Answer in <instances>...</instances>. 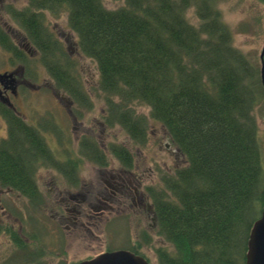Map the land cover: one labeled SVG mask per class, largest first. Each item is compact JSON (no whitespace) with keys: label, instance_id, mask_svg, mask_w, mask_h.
<instances>
[{"label":"trees","instance_id":"obj_1","mask_svg":"<svg viewBox=\"0 0 264 264\" xmlns=\"http://www.w3.org/2000/svg\"><path fill=\"white\" fill-rule=\"evenodd\" d=\"M30 2L36 10L67 12L78 51L96 64L107 124L144 145L150 122H159L184 159L148 187L157 234L168 244L156 247L157 264H245L264 204L254 116L264 95L260 73L232 47L215 0H124L116 9L101 0ZM191 7L197 24L187 18ZM47 42L55 77L67 81L69 94H86L61 43ZM136 105L148 107V115ZM98 148L88 146L83 158L96 153L107 164ZM108 151L131 166L126 147L110 144ZM138 248L132 251L144 256Z\"/></svg>","mask_w":264,"mask_h":264},{"label":"flooded vegetation","instance_id":"obj_2","mask_svg":"<svg viewBox=\"0 0 264 264\" xmlns=\"http://www.w3.org/2000/svg\"><path fill=\"white\" fill-rule=\"evenodd\" d=\"M30 5V0H0V237L8 235L16 250L7 261L44 264L39 259H53L57 250L66 256L69 245L64 227H70V237L81 240L88 230L98 229L107 214L110 221L118 218L128 227L134 217L146 220L147 228L138 234L145 242L144 235L149 234L148 229H156L157 221L149 176L138 172L133 160L129 167L118 158L119 166L110 169L105 167L108 163H98L102 177L95 182L88 183L81 173L87 147H101L97 133L104 123L97 117L92 122L78 119L93 111V98L87 92L69 94L67 81L55 77L52 47L47 41L55 37L62 43V25L56 28L48 20L53 13ZM165 146L170 147V142ZM91 156L94 160L87 159L89 163L99 160L96 153ZM59 179L66 183L64 189ZM36 211L46 214V225L39 224L42 219ZM6 212L13 222L8 223ZM51 239H60L61 247L52 248L47 244ZM136 241L130 238L131 251ZM103 251L110 250L99 254Z\"/></svg>","mask_w":264,"mask_h":264},{"label":"rangeland","instance_id":"obj_3","mask_svg":"<svg viewBox=\"0 0 264 264\" xmlns=\"http://www.w3.org/2000/svg\"><path fill=\"white\" fill-rule=\"evenodd\" d=\"M101 1L107 9H116L124 3V0ZM215 7L218 9L222 20L229 28L228 30L230 31L231 35L232 47H234L247 61V63L253 67L256 73H258L259 77L261 65L260 53L264 44V2L262 0H215ZM66 14L63 11L58 15L54 13L53 16L51 15V17L48 18V20L50 21V24H55L56 28L59 27V24L62 25L61 30H59L60 34L62 33V37L59 38L62 42L61 45L63 50L69 56V60H71L74 64V71L79 77L77 78L76 82L80 81L86 90L85 92L90 94V99L93 98V100H91L93 102V111L84 112V114H82V118L79 117L78 119H81L82 122H92L94 121L95 117H97L98 120L102 119L104 127L102 130H98L97 144L99 145V143H101V149L98 148V152H101L102 150L103 158H105L106 162L108 163L105 167L110 169L114 165L119 166L116 163L117 158L113 156V154L111 155L108 151L109 145L112 144L124 146L131 151L133 156V164L135 167H138V172H145L146 175L150 177H148L147 182L151 183L153 186H158L160 182V172L166 171L165 173H171L175 168L183 166V157L177 152L175 146H165V144L169 142V139L159 122H150L146 143L144 145L134 144L122 126L118 124H107L104 118L106 113L104 110L105 96L103 94L98 95L96 93L98 80L96 64L91 59L84 57L80 52H78V55L74 53L76 50H78L75 43L76 39L67 26L66 19L68 18V14L67 18ZM187 18L191 23L197 24L198 16L196 15L194 7L188 9ZM136 111L139 114L147 116L149 109L144 105H136ZM254 116L258 129L259 144L264 155L263 101L256 105ZM87 125L89 124L87 123ZM74 147L75 144H73V151ZM74 157L76 158V155H74ZM83 160L86 161L83 163V171L81 173L85 175L84 177L88 183L90 180L95 182L96 179L102 177L98 169L100 167L98 162L89 163V160L87 161L85 158H83ZM58 184L60 188H62V185L66 183L59 179ZM12 198L15 199L17 197L12 196ZM20 203H18V206H20ZM12 209L15 208L13 207ZM14 211L16 212V210ZM5 215L8 223L13 222V217L8 212H6ZM107 215H105L106 220H104V217L100 226L97 227L98 229H93V231L88 230L81 240L70 237L71 235L67 233L70 227H64L67 234L66 241L69 245V247H67L69 253H67L66 256H61L58 254L60 250H57V253L54 256L55 258L52 259L51 257H45L39 260H41L44 264H72L76 260L82 259L85 256H96L102 250L131 251L130 238H132L133 240L135 239V241L137 240L136 242L139 244L138 252L144 254L151 264H157L156 247H159L160 245L167 246L168 244L162 236L157 234L156 229L153 231L148 229L149 234L146 233V235H144L148 241H140L138 239V234L143 231V228H147L146 220H142L141 222L135 220L134 217V221L131 223V226L128 227V224H125L124 221L122 222L118 218H114L110 221V219H107V217H109ZM39 216L42 219L38 220L39 224L42 225L45 223L46 225V214H43L40 211ZM67 224L68 223H64L65 226H67ZM129 228L130 231H128ZM41 230L43 233V229ZM57 232L60 233V231ZM7 237L8 235L6 236L4 234L0 237L1 264H9L10 261L7 260H10V257L15 253L14 251H16L15 248L13 249V246L9 243V240H7ZM57 239H51L47 242V244H51L52 248L61 247L60 239ZM138 240L141 244L138 242ZM56 248L54 249V252ZM16 258L17 256H13L14 260ZM58 258L60 260H58ZM21 263L23 262H19L18 264Z\"/></svg>","mask_w":264,"mask_h":264},{"label":"water","instance_id":"obj_4","mask_svg":"<svg viewBox=\"0 0 264 264\" xmlns=\"http://www.w3.org/2000/svg\"><path fill=\"white\" fill-rule=\"evenodd\" d=\"M264 1V0H263ZM260 81L264 95V44L260 53ZM76 264H150L143 256L127 250L107 251ZM245 264H264V204L249 234Z\"/></svg>","mask_w":264,"mask_h":264},{"label":"bare ground","instance_id":"obj_5","mask_svg":"<svg viewBox=\"0 0 264 264\" xmlns=\"http://www.w3.org/2000/svg\"><path fill=\"white\" fill-rule=\"evenodd\" d=\"M263 1V0H262ZM264 2V1H263Z\"/></svg>","mask_w":264,"mask_h":264}]
</instances>
